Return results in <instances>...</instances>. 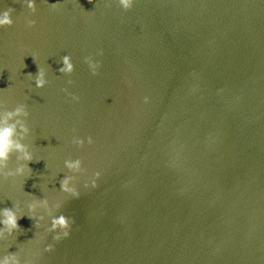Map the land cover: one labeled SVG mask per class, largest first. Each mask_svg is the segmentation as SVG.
<instances>
[{
    "label": "water",
    "instance_id": "1",
    "mask_svg": "<svg viewBox=\"0 0 264 264\" xmlns=\"http://www.w3.org/2000/svg\"><path fill=\"white\" fill-rule=\"evenodd\" d=\"M35 2L33 14L26 0H0V13L15 9L14 26L0 29V112L27 105L22 142L36 160L30 178L0 175V213L18 204L25 214L23 231L0 240V259L264 264V0H136L128 11L118 0ZM65 55L71 76L59 71ZM38 66L43 89L28 76ZM97 171L98 186L86 188ZM65 176L79 198L59 190ZM30 194L74 218L68 238L46 232L42 207L35 227Z\"/></svg>",
    "mask_w": 264,
    "mask_h": 264
},
{
    "label": "clouds",
    "instance_id": "2",
    "mask_svg": "<svg viewBox=\"0 0 264 264\" xmlns=\"http://www.w3.org/2000/svg\"><path fill=\"white\" fill-rule=\"evenodd\" d=\"M90 3H95V0H89ZM136 3V0H118L119 6L125 10H131ZM30 9L31 13L35 14L37 11V4L35 0H26L25 5ZM53 10H59L61 8L60 3L50 4L49 5ZM110 7V5H109ZM15 12L14 8H7V10L0 13V29L9 28L14 26L13 13ZM29 27H35V20L27 21ZM103 55V51L99 53ZM63 67L59 69L60 73L71 76L75 72V65L72 61L70 55H65L62 57ZM85 63L89 65V68L93 75H99V69L101 64L95 61L91 56L85 58ZM26 67V65H25ZM28 76L34 79L35 86L39 89L45 88L49 81L47 79V70L43 67L38 66V73L33 75L28 73ZM69 84H72L73 81L69 80ZM67 92V89H64ZM73 100L79 101V97L72 95ZM150 98L144 97V103H149ZM30 112L26 104H19L15 107L14 110H6L0 112V175H3L5 178L8 177H28L32 176L33 170L29 167V163L36 161L33 155V152L30 151L29 145L24 144L22 141L27 138L32 132L28 126L27 119L30 117ZM21 117L25 119H21ZM19 136V139L17 137ZM94 139L89 136L87 138V144H94ZM72 144L77 147H84L85 140L80 137H74ZM14 153H19L17 159L23 161L14 171H6L8 168V162L10 161ZM65 166L73 172L84 173L86 169L83 166V161L81 159H69L65 161ZM102 173L97 171L94 173V176L91 178L90 183H85V187L95 188L98 186L97 181L100 179ZM74 177L65 176L60 181L59 190L62 193L67 194L68 196L79 198L80 191L73 184ZM31 195V194H30ZM32 196V202L28 205L29 217L35 221V227L41 228L43 224L41 223L44 220V216L37 215L38 208H44L47 210L48 215L51 217L50 226L47 227V233H55L53 239L57 242L62 239L68 238L71 234V229L75 223L74 218H70L67 215L60 214L54 215L51 207L49 206V201L46 197L38 198L35 195ZM62 207L61 202H58L55 205L56 210L58 211ZM0 215L3 216V219H0V240H7L9 237L14 236L18 232H22L23 229L19 224V220L25 215L24 210L20 208L17 204L14 208H4ZM45 251H53V245H48ZM0 264H35L34 259L23 260L21 255L18 252L7 253L2 259H0Z\"/></svg>",
    "mask_w": 264,
    "mask_h": 264
}]
</instances>
